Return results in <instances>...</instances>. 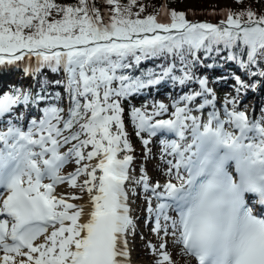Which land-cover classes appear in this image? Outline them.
Segmentation results:
<instances>
[{"label": "snow or ice", "instance_id": "obj_1", "mask_svg": "<svg viewBox=\"0 0 264 264\" xmlns=\"http://www.w3.org/2000/svg\"><path fill=\"white\" fill-rule=\"evenodd\" d=\"M105 3L107 22L94 0H0V69L36 61L33 85L0 92V264H130L135 188L126 182L159 201L148 200L152 231L197 264H264V107L259 117L239 107L264 84V15L226 10L214 24L164 5L163 22L141 17L143 5L134 12L138 0ZM228 62L249 80L209 75ZM229 78L235 95L218 106L210 85ZM162 84L178 90L170 104H131ZM126 103L146 158L159 138L170 177L163 184L150 185L143 166L139 179L129 174ZM70 163L75 171L61 175ZM65 182L88 194L86 220L84 205L68 202L82 196L54 194ZM167 246L161 238L156 264H173Z\"/></svg>", "mask_w": 264, "mask_h": 264}, {"label": "bare ground", "instance_id": "obj_2", "mask_svg": "<svg viewBox=\"0 0 264 264\" xmlns=\"http://www.w3.org/2000/svg\"><path fill=\"white\" fill-rule=\"evenodd\" d=\"M170 92H171V95H170V98H171L172 95L176 91L171 90ZM227 93L231 94V92H227ZM258 93H259V90H257V91H250L249 90L247 92V94L242 97V103L239 105L240 109L246 110L247 113L251 112V113L255 114L256 112H258V115L256 117H259L260 109L263 106L260 107L261 102H260V98L257 95ZM246 98H247V100H245ZM170 103H171V100L169 102H166V104H170ZM253 110H255V111H253ZM144 138L147 139L146 136H144ZM151 144H152V146H151ZM147 147L148 148L150 147L149 148V149H151L150 155H151L152 160H154V162H150L148 165L149 175H147V176L149 178V184L154 185L157 182L163 184V183L167 182V181H165L166 179L168 180L170 178L166 175V169H167L168 165L165 164L164 160L161 159L160 148H158L153 143V138H152V142ZM121 154H123V153H120L119 155H121ZM93 161H95L93 163V165L95 163H97L96 159H94ZM73 171H75V170H72L71 172H73ZM140 172H141L140 170L135 169V167L130 165V169H129L130 176L134 177L135 179H139L140 176H138L137 174ZM100 174L101 173L98 171L97 176H99ZM81 177H83V176H81ZM81 177H79L78 179H80ZM60 187H62V186H56L55 190H57V191H58V189L60 190ZM133 187L135 188V194L133 195L131 192H129L128 203L130 206V215L133 217L135 225H136V231H135L134 235H129V237H128V239H129V250H130V264H133V262H134V259H132V256H133L132 252H133L134 248L141 246V243H142V240L139 241L140 237L138 236V234L140 232H143V229H142L143 226H142L141 221H140L141 220L140 217H142V215H140V208L143 209V206L141 205V203L143 202V205L148 204V198L145 197L146 195H140V193H139V190H141L140 188L142 187V185H137L135 183L126 182V188L130 189ZM80 193H82V192L79 191L78 194H80ZM149 194H152V193L149 191ZM76 203L78 205H84V216L82 218H83V220H86L88 218V213L92 209V205L90 203V198L88 197L87 199L81 200L79 202H75V204ZM142 234H143V240L146 239L147 236L151 237V238H148L149 240H154V242H155V240H157V238L155 237L156 234L152 231V228H150L148 230V232L145 236H144V233H142ZM135 240H138V242H134ZM39 242H42V239L37 241V243H39ZM158 244H159V242H157V245ZM166 250L168 252H170L171 257H172V261L175 260V261H173V264H193L192 260L189 257L185 256L182 253L180 247L176 244H173L172 241H168V246H167Z\"/></svg>", "mask_w": 264, "mask_h": 264}, {"label": "trees", "instance_id": "obj_3", "mask_svg": "<svg viewBox=\"0 0 264 264\" xmlns=\"http://www.w3.org/2000/svg\"><path fill=\"white\" fill-rule=\"evenodd\" d=\"M57 3L61 4H73L75 5L78 0H56ZM93 0H89V3H92ZM96 6L100 9V11H103L106 13L107 17L104 18L105 22L108 21V15L110 14V9L112 6L105 3V0H94ZM122 3H126L127 0H121ZM223 3L218 2L217 0H198L194 5L188 7L184 6L182 0H164V4H162V0H138L137 5L133 8V11H138L139 6L143 5L145 6V11L141 13V17L149 15V14H157L158 19H160L163 22H168L169 17L166 15H163L159 13V9L167 5V8L169 11L176 10V11H183L185 12L186 18L190 21L195 22H210L214 24H218L221 20H226V10H231L232 12H240L245 11L247 9H251L256 13L257 16L264 15V0H243V3H237L236 0H225ZM215 13L213 15L212 13ZM59 18V17H56ZM227 53V50L225 52L217 55L215 57L216 62L220 63L222 61L223 56ZM241 59H246V57H241ZM211 62V61H207ZM150 66V63L145 62ZM231 67H238V65L235 62H228L223 65V67H219L221 69H228L232 70ZM42 72L47 73L49 76H51V73L48 72V70H42ZM34 84V82H33ZM8 85L12 86H19L16 84H10ZM35 89V88H34ZM134 97L131 98V100ZM136 102V101H133ZM126 113H125V122L126 124L133 128V125L130 121V118L127 115L128 111V104H125Z\"/></svg>", "mask_w": 264, "mask_h": 264}, {"label": "rangeland", "instance_id": "obj_4", "mask_svg": "<svg viewBox=\"0 0 264 264\" xmlns=\"http://www.w3.org/2000/svg\"><path fill=\"white\" fill-rule=\"evenodd\" d=\"M197 1L198 0H182L183 5L184 6H188V7L194 5ZM217 1L220 2V3L225 4L224 3L225 0H217ZM100 12H101V15L104 18L107 17V15H106L105 12H103V11H100ZM17 64H23L24 66H26L27 69H30V68H32L33 66L36 65L35 57L32 58L31 63L27 59H25L23 61L17 62ZM232 83L234 84V81ZM229 90L232 92L231 93L232 95H235V93L232 91V89H229ZM229 90L223 89L224 93H227V91H229ZM170 95L171 94H168V96H170ZM245 100H247V98ZM153 101H157V100H155V99L152 98L151 99V102L150 103H147V104L148 105H151L153 103ZM169 101L170 100L169 99H166V98L164 99V101L162 100V102H164V103L169 102ZM217 102L219 103V105H222L223 104V98H220ZM260 102H261V106L260 107H262V106L264 107V98L262 100H260ZM254 115L257 116L258 115V112H256ZM125 128H126V131L129 133V139H130V142H131V144L133 146V151L131 153H129L130 155H132L134 157V159H133V166L135 167V169H138L140 171H141V167L143 166L145 173L147 175H149L148 165H149L150 162H154V160H152L150 153L147 155V158H146V155H145L146 154V148L142 144L141 139L138 138L135 135V131L131 130L127 126L126 122H125ZM142 136H143V134H142ZM151 146H152V144H151ZM88 150H90V149H88ZM94 162L95 161L92 160L90 163L93 164ZM67 167H68L67 170H65V173L66 174H68L72 170H75V168L77 167V165L75 163H70V164H68ZM141 175H142V173L140 172L139 173V176H141ZM86 178L87 177L83 176L80 179H78V184H82L83 183V180L86 179ZM61 186L62 187H60V190L59 189H58V191L55 190V195H57V196L64 195V196L67 197V196H71V195L75 194V195H78V196H82V199H80V200H69L68 202L75 203V202H79L81 200L87 199L89 197L86 192H83V193L78 194V192L80 191V188L79 187L72 188L67 183L66 184L65 183L62 184ZM141 213H142V208H140V214ZM82 220H83V218H82ZM142 229H143V232H140L138 234V236L140 237L139 241L142 240L141 246L135 247L134 250H133V252H132L133 253L132 259H134L133 264H156V261L158 259H160L159 252L160 251H163V250H159V248H158L159 244L161 243V238H163L167 242L168 241H172L173 238L170 235L167 236V237H165L163 235V232H161L159 235L157 233H155L156 234L155 237L157 238V240H155V242H154V240H149L148 238H151V237H148V236H147L146 239L143 240V234L142 233H144V236H145L147 234L148 230H149V227L146 225V227H143ZM134 242H138V240H135ZM149 242H151L153 245H156L157 246V251L154 252L152 249H150L147 246ZM157 242H159L158 245H157ZM173 261H175V260H173Z\"/></svg>", "mask_w": 264, "mask_h": 264}]
</instances>
